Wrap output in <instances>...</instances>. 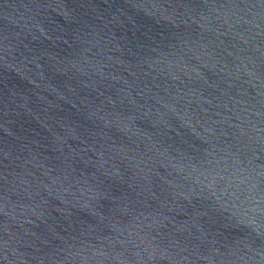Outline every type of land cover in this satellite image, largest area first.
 Returning <instances> with one entry per match:
<instances>
[{
	"label": "water",
	"instance_id": "water-1",
	"mask_svg": "<svg viewBox=\"0 0 264 264\" xmlns=\"http://www.w3.org/2000/svg\"><path fill=\"white\" fill-rule=\"evenodd\" d=\"M0 264H264V0H0Z\"/></svg>",
	"mask_w": 264,
	"mask_h": 264
}]
</instances>
